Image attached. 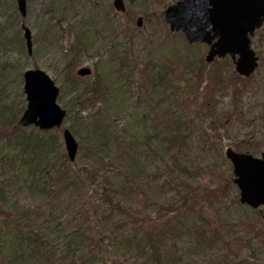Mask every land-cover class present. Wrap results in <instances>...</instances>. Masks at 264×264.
Instances as JSON below:
<instances>
[{
    "label": "rangeland",
    "instance_id": "obj_1",
    "mask_svg": "<svg viewBox=\"0 0 264 264\" xmlns=\"http://www.w3.org/2000/svg\"><path fill=\"white\" fill-rule=\"evenodd\" d=\"M173 1L124 0L127 12H121L112 0H26L21 14L16 0H0V179L11 177L5 207L15 216L39 217L28 232L47 240L43 247L55 260L89 252L83 264H202L225 252L223 264H264V207L239 201L225 156L227 146L257 155L264 149V23L252 37L259 64L245 79L253 89L241 97L244 110L258 117L243 124L228 112L232 89L216 83L217 73L222 81L235 76L230 56L206 61L207 44L188 43L181 31H171L163 9ZM145 11L161 15L146 20ZM22 26L31 32V53ZM81 66L90 74L78 75ZM33 67L59 87L57 101L67 113L58 130L30 125L13 131L26 105L22 74ZM91 87L99 96L81 111L77 94ZM206 93L213 121L200 118ZM66 127L78 142L73 160L66 156ZM29 132L44 142L39 158L20 151ZM35 160L43 165L33 166ZM166 164L188 182L215 184L220 204L187 211L185 188L171 181ZM53 169L67 181L57 217L45 212L57 187L48 174ZM79 217L92 223L89 235L101 244L97 254L86 238L69 235ZM16 227L0 226V263L35 264L30 238L15 237ZM213 228L219 233L212 241L203 239ZM147 230L161 240L157 258L146 247Z\"/></svg>",
    "mask_w": 264,
    "mask_h": 264
},
{
    "label": "water",
    "instance_id": "obj_2",
    "mask_svg": "<svg viewBox=\"0 0 264 264\" xmlns=\"http://www.w3.org/2000/svg\"><path fill=\"white\" fill-rule=\"evenodd\" d=\"M21 14L26 12V0H16ZM115 9L124 11V0H112ZM163 17L171 31L181 30L188 43L208 44L206 61L228 54L237 73L249 76L258 65V55L251 46L254 32L264 22V0H175L163 9ZM142 16L136 17L140 26ZM24 38L29 53L32 51L31 32L24 26ZM89 66L77 69L78 75H88ZM23 91L26 106L18 123L34 125L41 130L58 127L67 113L57 101L59 87L54 79L39 67L23 72ZM62 137L67 156L75 158L78 142L69 128ZM233 182L239 190V201L251 207L264 204V150L260 155L236 151L227 147Z\"/></svg>",
    "mask_w": 264,
    "mask_h": 264
},
{
    "label": "trees",
    "instance_id": "obj_3",
    "mask_svg": "<svg viewBox=\"0 0 264 264\" xmlns=\"http://www.w3.org/2000/svg\"><path fill=\"white\" fill-rule=\"evenodd\" d=\"M125 12H127V8H126ZM157 14L161 15V11H159V12L157 11L154 14L151 12H147V11L143 12V16L146 20H149L152 16L156 17ZM249 77H244V76L236 73L235 76H233L231 79H229L227 81H222L220 76L217 73L218 81L216 83L219 86H223L224 91L228 88H231L233 91V99L231 101L232 109L228 110V112L230 113L232 118H237L238 122H242L243 124L252 123L253 120L258 117L257 115L249 114L246 110H244V108H243L244 104L241 100V97L245 92L249 91V89H253L252 88L253 85L250 82H249L250 84L249 83L248 84H249V86L250 85H252V86L250 88L246 87L245 79H247ZM204 95L205 96L202 98V100H203L202 104L199 106V110L202 113V117H200L199 115H198V117H200L202 119H210L211 121H213L212 118H214L213 115L215 116V113L211 114L209 107L207 105H204L205 103L211 101L210 96L208 93H206ZM82 96L84 97L83 100H81ZM98 96H99V92H98L96 87H91L88 90H86L85 88H81L80 92L77 94V102L79 103V110H81V111L85 110L87 108V105H88V104H86V102L90 101V99L91 100H97ZM82 101H83V103H82ZM225 119H227V118L225 117ZM12 127L14 128L13 129L14 132H15V129H17V130L22 129L21 126L14 120H13ZM59 128L60 127H56L54 129L58 130ZM44 132H47V131L44 130ZM37 134L38 133L29 132V136H27L26 143H24L23 147L21 146V148H20V151H22V153H25L27 155L33 154L32 155L33 158H39V156H42L45 153L43 150V147L45 146L44 142L40 139V136H37ZM174 137L175 136H172L170 138L171 143L175 142ZM66 156H67V154H66ZM67 159L70 160L68 158V156H67ZM36 164L37 165L38 164L43 165L41 160H35L32 165L35 166ZM177 164H178V162L175 161V165H177ZM175 165L173 166L172 164L171 165L166 164L165 166L170 171L171 181L179 182L183 186V188H185V191L187 194H185L183 197L184 203H182V205L185 204L187 206V211H191V209H196L195 210L196 213H202L203 212L202 207L204 204H206L207 206H211L215 203L220 204V198H219V194H218L219 188L216 187L215 184L212 187L209 185V183L199 184V183L188 182V181L184 180L183 178H181V176L179 174L177 175L175 173L176 172ZM48 174H49V176L51 175L50 176L51 181H54L56 179L55 184L57 187L54 188V190H56V191H54V194H50V203L51 204L47 205L45 212L50 216L57 217L60 214V212L58 211L59 206L62 205V201L67 200L65 197L63 199L61 198V193L65 189L64 186L66 185L67 181L64 180L65 178H63V175H58L57 172L55 171V169L48 170ZM10 180H11V177H9L7 179H0V221H1L0 226L11 227L12 222H15L17 225V227L14 229V232L17 234V235H15V237L19 238V236H20L23 238H30L29 242L30 241L32 242V244H31L32 247H31L28 255L30 257L33 256L32 261L35 262V264H83L85 257H87V258L92 257V255L89 252L87 254L83 253V256H79L78 258L73 257V253H72V258L71 257L67 258V254L64 253L60 257H58L57 260H55L52 257V255L50 254L51 249H48V248L45 249L43 247V245H45L47 240L44 237H42L41 235L37 236L36 231L34 233H33V230L28 232L27 228L29 227L30 223L38 221L39 217L36 218V217H34V215L32 217H24V216H21L19 214V211L15 216L13 214L12 210L6 209L5 203H6V200H8L7 199V193L10 191V188L9 187L7 188L6 186H8V182ZM225 182H228V184H229L230 179L228 178L226 181L222 182V184H221L222 191H224L226 186L228 185V184H223ZM69 184H71V182ZM79 194L83 195L81 192H79ZM78 197H79V195H78ZM79 198H83V197L80 196ZM112 202H113V200L111 201V203ZM116 202H118V201H116ZM45 212H43V213H45ZM128 213L132 214L131 211ZM164 221H167V218ZM74 228H75L74 229L75 232H71V229H70L69 235L70 234L71 235L76 234L75 237L80 235V237H81L80 241H84L86 238L88 243H89V247H90L89 250L91 252H93L94 254H97L98 252H100V250H101L100 242L97 240H94L93 236L89 235L90 229L92 228L91 221L84 223V219L79 217L78 221L75 222ZM216 229L217 228H213L212 229L213 234L208 233L207 238H203V239H207L208 241H212L209 239H213L215 237V235H217L219 233L216 231ZM156 237H157V235L152 236L151 231H149V230L145 231V237L144 238L147 239V241H149V243L146 245V247H148V249L151 251V253L154 256L157 255L159 252L158 243H161V240H156ZM70 239H72V237H70ZM72 242H73V244L75 243L74 241H72ZM239 243L242 245L241 238L239 239ZM40 246L42 248H40ZM68 246H70V245H68ZM1 250L2 249H0V260L2 258V255H1L2 251ZM224 253H223V255L220 253L219 254L215 253V256L210 258V263H202V264H223L224 261L226 260L225 258L228 257V253H226V254H224ZM155 257L157 258V256H155ZM241 261H242V259L236 260L232 264H248L247 262H241ZM25 262L28 263L27 261H25ZM0 264H2V263H0ZM197 264H199V263H197Z\"/></svg>",
    "mask_w": 264,
    "mask_h": 264
}]
</instances>
